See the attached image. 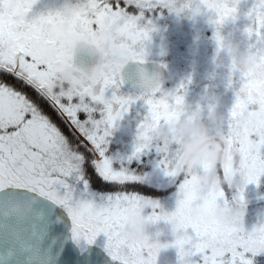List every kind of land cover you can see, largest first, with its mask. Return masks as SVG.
<instances>
[{
    "label": "snow or ice",
    "instance_id": "1",
    "mask_svg": "<svg viewBox=\"0 0 264 264\" xmlns=\"http://www.w3.org/2000/svg\"><path fill=\"white\" fill-rule=\"evenodd\" d=\"M36 3L37 0H0V37H6L13 45L7 57L0 58V70L36 88L67 116L91 145L88 150L96 157L91 161L92 167L106 182L123 185L142 181L141 174L134 169H114L105 152L115 122L134 100L143 99L149 105L150 115L140 126L129 163L133 159L143 162V156L158 152L159 167L175 179L179 196L174 213L157 211L158 202L148 216L149 222L167 221L177 233H182L175 240L180 264H192L186 258L196 254L203 255V264H221L225 253L231 255V264H253L247 254L264 253V224L245 232L243 223L215 220L211 213L224 197V191L207 189L205 193L199 188L195 173L182 175L175 171L169 148L154 143V133L161 123L178 115L171 105H182L183 95H157L161 92L159 84L146 79L148 91L142 96L124 97L114 92L107 99V90H119L123 84V64L109 65L97 80L83 87L50 90L56 75L72 62L74 52L63 46L66 19L63 12L41 14L30 20L28 14ZM80 3L84 6L72 18L74 31L87 29L97 34L110 27L119 28L124 35L116 44V55L145 62L143 46L150 39V29L141 27L144 11L131 14L119 6V0L115 8L110 0H80ZM125 3L136 9H151L157 4L173 7L175 0H125ZM202 3L217 13L218 24L236 12L228 0H202ZM253 13L259 35L264 32V0H258L250 15ZM217 41L222 48L219 32ZM74 44L75 41L73 47ZM244 77L245 83L231 111L233 117L255 108H250L256 106L254 96L264 93V78H257L251 71L244 72ZM74 97H79V103L72 102ZM114 104L118 109H114ZM97 111L101 113L100 119L93 115ZM81 112L87 114V119H79ZM259 115L262 134L258 146H253L229 122L230 134L248 161L244 169H251L247 183L258 182L264 176V101L260 102ZM84 163V155L72 149L59 128L26 95L0 84V264H157L158 245L150 242L149 236L129 242L122 235L146 197L138 193L94 191L85 177ZM228 170L225 165L224 172ZM240 199L243 200L242 195ZM196 204H202L203 214L192 213ZM189 229L194 235L188 233ZM186 239L191 240L190 250L183 246Z\"/></svg>",
    "mask_w": 264,
    "mask_h": 264
},
{
    "label": "flooded vegetation",
    "instance_id": "2",
    "mask_svg": "<svg viewBox=\"0 0 264 264\" xmlns=\"http://www.w3.org/2000/svg\"><path fill=\"white\" fill-rule=\"evenodd\" d=\"M37 2L40 3V0ZM54 2L55 0H49L47 3L53 5ZM74 2L75 0H72V3ZM110 2L115 8L117 0H110ZM257 2L258 0H228L229 5L236 8V12L223 24H218L217 13L214 10H209L202 0H175L173 7L157 4L151 9H136L134 6L127 5L125 0H119V6L131 14H139L140 11H144L140 24L141 27L150 29V43L149 40L146 43L145 62L150 63L151 66L145 76H141L139 72L130 75L131 78H134L133 80L142 81L141 86H129L123 81L119 90H107L106 98L111 99L114 92L124 97L142 96L148 91L145 84L147 79L153 84H159L161 92L157 95L176 93L183 95L184 103L190 109L188 115L199 112L201 116H206L209 106L215 104L226 118L230 117L237 101V94L241 92L245 83V69L236 63L234 69V59L220 51L217 32L223 38V43H238L243 47L251 48L259 56H264V32L257 34L259 29L255 15L254 13L250 15ZM67 3L68 0H58L59 8L45 9L40 6L32 8L28 18L31 20L41 14L63 12ZM249 29H252L251 35ZM75 53L77 54L78 67L87 68L99 62V57L94 56L86 49H79L74 52L72 58L74 64ZM121 77L123 80L122 72ZM35 92L39 101V98L43 96L38 90ZM72 102L79 103V97H74ZM113 107L118 109V105L114 104ZM252 107L256 106H250V108ZM42 114L44 113L42 112ZM93 115L96 119L101 118L100 111ZM149 115V105L143 99L134 100L123 116L115 122L111 130L112 134L108 137L109 143L105 152V156L112 160L114 169L120 170L122 167H129L141 174L142 181L139 184L121 185L103 181L92 167L91 161L96 157L93 152L88 150L91 145L77 130L75 132L70 128L71 134L69 131L68 133L74 141L73 147L85 157V177L89 180L92 188L102 190L103 188L98 187L97 183L100 185L106 182V189L122 188L125 193H138L151 198H159L161 194L177 189L175 179L168 177L165 170L159 167L160 154L158 152L153 151L143 156V162L133 159L129 163L128 158L135 151L140 126L149 118ZM78 116L82 121L87 119V114L84 112L79 113ZM60 122L64 124L65 118L60 116ZM67 122H65L66 125L69 124ZM163 125L162 122L161 126ZM211 130L216 131L217 128L213 127ZM223 131H229L228 119L223 124ZM157 133L158 131L154 133V143L161 145ZM79 135L81 136L79 137ZM176 147L174 144L169 148L170 158L175 157ZM203 172V166L194 170L195 174H203ZM242 188L243 192H241ZM242 188L229 190L225 186L224 190L227 192L225 204L240 201L242 195L246 204L245 219L260 215L261 220L258 224H264V176H261L258 182L248 183ZM247 255L248 258L251 257L253 264H264V253L254 256Z\"/></svg>",
    "mask_w": 264,
    "mask_h": 264
},
{
    "label": "clouds",
    "instance_id": "3",
    "mask_svg": "<svg viewBox=\"0 0 264 264\" xmlns=\"http://www.w3.org/2000/svg\"><path fill=\"white\" fill-rule=\"evenodd\" d=\"M83 6L80 2L72 3V0H68L63 10L66 18L63 24V46L72 48L73 52L77 48L86 49L94 56L99 57V62L87 68L78 67L72 62L69 63L51 82L50 90L52 91L83 87L97 80L109 65L123 64L125 67L131 61L116 55V44L124 35L119 28L110 27L97 34H92L87 29L73 30L72 18ZM73 41H75L74 47ZM12 46V42L6 37H0V58H6ZM143 51L146 56V45L143 46ZM220 51L232 57L236 65L243 66L245 72L251 71L257 78H264V60L251 48L229 42L223 43ZM261 101H264V93H257L253 98L255 108L241 113L238 117H233L230 114V117L227 118L215 104L209 106L206 116H201L199 112L188 115L190 109L185 103L182 105L172 104V110L178 112V115L160 126L157 134L161 145L168 148L174 144L177 146L173 164L175 171L182 175H188L194 173L198 167L207 165L203 174L197 175L199 188L224 191L225 186L229 190L245 187L248 184L247 174L251 169L250 167L247 171L244 169V165L248 163L245 154L241 146L233 140L230 134L232 129L229 128L228 132L223 131V124L228 119L236 130L245 134L246 139L253 146H258L262 134L259 126ZM213 127H216L217 130L212 131ZM225 165L229 169L227 173L224 172ZM157 203V199L145 198L141 209L133 215L129 226L123 230L122 235L126 241L139 242L148 237L149 220L148 216L144 214L145 209H153ZM204 211L202 204H196L192 208V213L197 216L203 214ZM245 215L246 204L243 200L225 205L217 203L211 213V216L221 223H243ZM171 225L175 231V226ZM157 245L158 260L162 253L175 246V241L158 242ZM183 246L185 250H190L191 240L186 239ZM231 260V255L225 253L221 257V264H231Z\"/></svg>",
    "mask_w": 264,
    "mask_h": 264
},
{
    "label": "rangeland",
    "instance_id": "4",
    "mask_svg": "<svg viewBox=\"0 0 264 264\" xmlns=\"http://www.w3.org/2000/svg\"><path fill=\"white\" fill-rule=\"evenodd\" d=\"M55 2H56V7H58V0H55ZM78 2H80V0H75L74 3H78ZM149 43H150V40H149ZM51 103L61 113L60 109L52 101H51ZM64 118L66 121H68L70 123V121L66 115H64ZM70 126H72L76 131V128L73 125H70ZM80 136L81 135H79V137ZM69 145H70V143H69ZM70 146L72 147L73 150L76 151L75 147H73L72 145H70ZM196 175H200V174H196ZM92 189L94 191L102 192V193H111V194L125 193V191H122V188L115 189L112 191H106V192L102 191L100 189H95V188H92ZM203 191L206 193L207 189H204ZM225 196L226 195H224V197L219 199L217 203L220 205H224L225 201H226ZM154 199H157L159 202V205H160V209H158L157 211L162 210L163 212L171 215L172 213H174L176 211V209L178 207L179 196L177 194V189L173 190V191L171 190L170 192L165 193V194L163 193V194H161V196L159 198H154ZM152 211L153 210L151 208L145 209L144 214L146 216H149L152 214ZM249 215H250V213H249ZM260 220H261L260 215H256L254 217H251L250 219H245L243 222V227H244L245 232H252L254 228L259 226L258 222L260 223ZM188 233L190 235H194L193 230H191V229L188 230ZM147 234L150 237V242H152V243H158V242L163 243V242H174L177 239L178 235H181L182 233L175 232L173 230V226L171 225V223L161 220V221L155 222V223L149 222ZM186 259L190 260L192 262V264H203V255L202 254H196L195 256L187 257ZM250 259H251V257H250ZM157 264H180L179 249L176 246H173L167 252L162 253L158 257Z\"/></svg>",
    "mask_w": 264,
    "mask_h": 264
},
{
    "label": "trees",
    "instance_id": "5",
    "mask_svg": "<svg viewBox=\"0 0 264 264\" xmlns=\"http://www.w3.org/2000/svg\"><path fill=\"white\" fill-rule=\"evenodd\" d=\"M48 1L49 0H40V3L37 2L33 6V9L37 8L39 6L42 8H45V9L52 8V7L56 8V2H54V4L52 5V3H47ZM0 84H6L9 87L14 88L16 91L23 93L24 95H26L28 97L29 100H31L32 102L37 104L36 106L38 108H40V110L49 117L50 121L53 124H55L59 128V130L66 136L70 145L74 146V144H73L74 141L69 136V133L71 134V132L69 130L71 128L75 131V129L72 126H70L71 125L70 123L66 125V123H65V122H67L66 120H65L64 124L60 122V116L64 119V114L62 112L59 113V110L54 105H51L52 104L51 100L47 99L44 95H41L43 97L39 98V101H38V97H37V94L35 92V90H37L36 88H34L33 86H30V85H27L26 83H24L22 80L18 79L13 74L6 73L3 70H0ZM60 114H62V115H60ZM68 131H69V133H68ZM97 184H98V187L103 188L102 191L106 192V191H112L113 190L110 188L106 189V185H105L106 182H103L100 185H99V183H97ZM224 193L227 196V192H225V190H224ZM155 195H158V194L155 193Z\"/></svg>",
    "mask_w": 264,
    "mask_h": 264
},
{
    "label": "water",
    "instance_id": "6",
    "mask_svg": "<svg viewBox=\"0 0 264 264\" xmlns=\"http://www.w3.org/2000/svg\"><path fill=\"white\" fill-rule=\"evenodd\" d=\"M80 48H77V50L79 51ZM76 50V52H77ZM77 60V54L75 53V65L78 64V62L76 63ZM78 61H79V57H78ZM78 66V65H77ZM151 66L150 63L144 62V63H138L135 61H130L122 70V76H123V81L125 82V84L131 86H141L140 83H142V81L140 80H133L134 78H131L130 75L133 73H140L141 76H145V74H147V71L149 69V67Z\"/></svg>",
    "mask_w": 264,
    "mask_h": 264
}]
</instances>
